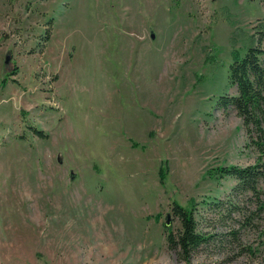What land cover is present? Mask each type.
<instances>
[{"label":"rangeland","instance_id":"1","mask_svg":"<svg viewBox=\"0 0 264 264\" xmlns=\"http://www.w3.org/2000/svg\"><path fill=\"white\" fill-rule=\"evenodd\" d=\"M262 18L260 0H0V264H264V187L207 173L257 160L218 99ZM189 201L215 237L187 261L167 235Z\"/></svg>","mask_w":264,"mask_h":264},{"label":"trees","instance_id":"2","mask_svg":"<svg viewBox=\"0 0 264 264\" xmlns=\"http://www.w3.org/2000/svg\"><path fill=\"white\" fill-rule=\"evenodd\" d=\"M260 1L264 7V0ZM253 31L254 43L243 55L236 53L229 65V86L234 87L236 92L222 94L218 104L225 110L233 109L242 119L248 136V145L257 150L258 157L253 164L246 166L220 164L209 169L207 173L215 178L226 176L235 178L237 183L233 191L258 193L260 188L264 187V18L258 20L253 26ZM36 132L45 136L41 130ZM164 168L165 166H161L162 179L165 177L166 168L165 170ZM261 191L264 190L261 189ZM189 202L190 204L186 205L173 203L172 211L178 216L181 228L177 234L170 232L167 235L170 247L187 261L195 249L209 243L215 237L211 232L198 229L194 212L195 204L192 201ZM232 234H235V231L232 230Z\"/></svg>","mask_w":264,"mask_h":264},{"label":"water","instance_id":"3","mask_svg":"<svg viewBox=\"0 0 264 264\" xmlns=\"http://www.w3.org/2000/svg\"><path fill=\"white\" fill-rule=\"evenodd\" d=\"M151 37L154 38L155 35L152 33V34H151ZM8 57H9V56H8ZM8 57L6 58V61H8Z\"/></svg>","mask_w":264,"mask_h":264}]
</instances>
